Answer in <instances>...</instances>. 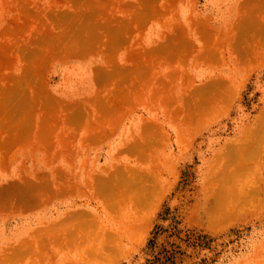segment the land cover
<instances>
[{
    "label": "rangeland",
    "instance_id": "374dc122",
    "mask_svg": "<svg viewBox=\"0 0 264 264\" xmlns=\"http://www.w3.org/2000/svg\"><path fill=\"white\" fill-rule=\"evenodd\" d=\"M0 264H264V0H0Z\"/></svg>",
    "mask_w": 264,
    "mask_h": 264
},
{
    "label": "bare ground",
    "instance_id": "6f19581e",
    "mask_svg": "<svg viewBox=\"0 0 264 264\" xmlns=\"http://www.w3.org/2000/svg\"><path fill=\"white\" fill-rule=\"evenodd\" d=\"M229 203V202H228ZM223 205V204H222Z\"/></svg>",
    "mask_w": 264,
    "mask_h": 264
}]
</instances>
